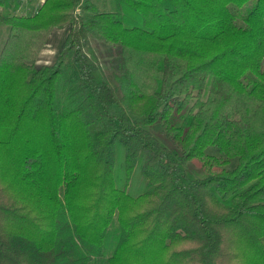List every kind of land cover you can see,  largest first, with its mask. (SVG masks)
Instances as JSON below:
<instances>
[{
	"label": "trees",
	"instance_id": "obj_1",
	"mask_svg": "<svg viewBox=\"0 0 264 264\" xmlns=\"http://www.w3.org/2000/svg\"><path fill=\"white\" fill-rule=\"evenodd\" d=\"M39 1L0 0L1 155L39 195L33 210L0 185V264H264V0ZM90 39L116 63L103 68Z\"/></svg>",
	"mask_w": 264,
	"mask_h": 264
},
{
	"label": "rangeland",
	"instance_id": "obj_2",
	"mask_svg": "<svg viewBox=\"0 0 264 264\" xmlns=\"http://www.w3.org/2000/svg\"><path fill=\"white\" fill-rule=\"evenodd\" d=\"M111 0H101V4L99 5V8H106L107 6H110L113 3H110ZM40 3V1H39ZM102 5H105L102 6ZM111 10H117L119 11L120 15H124L126 17H128L129 21L125 22V24L131 25L132 23L130 22V14L132 13L131 10H129L128 8H120L118 6H114V9ZM82 14H84L82 12ZM16 15H21L20 10L18 12H16ZM70 29V25L67 24L63 27H54L49 34L46 37V40L43 44V46L41 47L38 55H37V61L35 62V67L39 68L42 66H49L51 65L54 60L56 59V56L59 52V44L62 43V41H65V38L69 32ZM6 28L0 26V46L3 44L4 39L6 37ZM90 45H91V50L95 53L96 56L101 57L100 61L102 64V67L105 68V63L104 62H110V64L112 63H116L115 60L117 59V54L115 55V52L113 51L112 47L110 46H102L100 44H98V42L96 41V39H90ZM103 60V61H102ZM110 64L108 63V65L110 66ZM112 71V70H111ZM110 70L109 71H105V74L107 76H110L112 74ZM19 98V96L17 97ZM16 98V99H17ZM13 99H15V95L13 96ZM16 99L14 100V102L16 101ZM13 114V113H12ZM1 116V115H0ZM4 121L5 124H11L14 121V118L11 116L9 117V119L7 117L4 116ZM42 123L40 120L37 121L34 124H28L29 128H31V130L33 131L34 135L32 136L33 138H40L43 135L44 130L42 129ZM8 125V126H9ZM44 125V124H43ZM45 128V127H44ZM8 132L0 129V139H5L7 136ZM25 135V134H24ZM25 137V136H23ZM2 146L0 147V185H4L6 187L7 190H9L11 193H13L14 196H16L19 199H23L22 197H27V206H29V208L33 209L32 206L30 204L33 205L34 199L37 197V192L28 187V186H24L22 183H20L16 178L15 180L13 179L12 181H10V176H11V169L6 167L5 163L3 164V160H2ZM123 151L121 150L119 154H117L116 156V160H115V176H116V186L121 188L122 186V182H121V178L123 176ZM145 189V181L141 175L140 172V167L139 165H137L135 167V169L133 170L128 185H127V193L131 196H136L139 193H141L143 190ZM20 196V197H19ZM39 196V195H38ZM88 200V199H87ZM30 203V204H29ZM85 203V201H84ZM75 212L74 215L76 218L81 219V210L79 208H81L80 206L83 205L82 200L77 199L76 203H75ZM38 205V204H37ZM31 206V207H30ZM34 210V209H33ZM69 218L66 217V220H68ZM70 223V222H69ZM81 223V221H80ZM72 225V224H71ZM119 226L117 223L116 219H113L112 222L109 225V228L107 230V234H106V250H105V254H104V258H107L108 255H110L112 253V249L116 243V241L119 239ZM153 261L155 262V264H164L165 259L162 258L161 256L155 257L153 258ZM99 262L95 260V262L93 264H98ZM121 263V262H120ZM123 264H127L125 262L122 261ZM121 263V264H122Z\"/></svg>",
	"mask_w": 264,
	"mask_h": 264
},
{
	"label": "built area",
	"instance_id": "obj_3",
	"mask_svg": "<svg viewBox=\"0 0 264 264\" xmlns=\"http://www.w3.org/2000/svg\"><path fill=\"white\" fill-rule=\"evenodd\" d=\"M43 0H40V2H42ZM80 12H79V10L78 9H76L75 10V15H77V14H79Z\"/></svg>",
	"mask_w": 264,
	"mask_h": 264
},
{
	"label": "crops",
	"instance_id": "obj_4",
	"mask_svg": "<svg viewBox=\"0 0 264 264\" xmlns=\"http://www.w3.org/2000/svg\"><path fill=\"white\" fill-rule=\"evenodd\" d=\"M63 43H64V41H62V43L59 44V46H58L59 49L58 50H60V48L62 47Z\"/></svg>",
	"mask_w": 264,
	"mask_h": 264
}]
</instances>
